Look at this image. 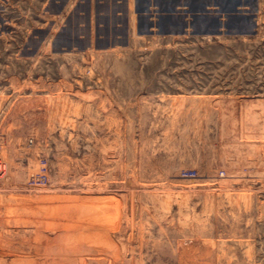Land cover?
Wrapping results in <instances>:
<instances>
[{"label":"rangeland","instance_id":"1","mask_svg":"<svg viewBox=\"0 0 264 264\" xmlns=\"http://www.w3.org/2000/svg\"><path fill=\"white\" fill-rule=\"evenodd\" d=\"M0 264H264V0H0Z\"/></svg>","mask_w":264,"mask_h":264},{"label":"bare ground","instance_id":"2","mask_svg":"<svg viewBox=\"0 0 264 264\" xmlns=\"http://www.w3.org/2000/svg\"><path fill=\"white\" fill-rule=\"evenodd\" d=\"M0 162L2 163L1 159ZM4 164H2V169L0 170V174H3L5 172V168L3 167Z\"/></svg>","mask_w":264,"mask_h":264},{"label":"built area","instance_id":"3","mask_svg":"<svg viewBox=\"0 0 264 264\" xmlns=\"http://www.w3.org/2000/svg\"><path fill=\"white\" fill-rule=\"evenodd\" d=\"M2 169V163L0 162V170Z\"/></svg>","mask_w":264,"mask_h":264}]
</instances>
